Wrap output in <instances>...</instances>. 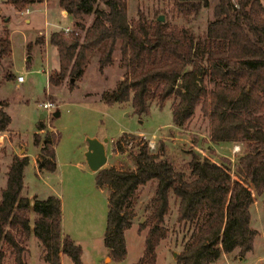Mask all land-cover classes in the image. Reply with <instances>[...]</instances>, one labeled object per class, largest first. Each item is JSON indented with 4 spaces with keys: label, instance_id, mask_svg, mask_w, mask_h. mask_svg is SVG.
<instances>
[{
    "label": "trees",
    "instance_id": "1",
    "mask_svg": "<svg viewBox=\"0 0 264 264\" xmlns=\"http://www.w3.org/2000/svg\"><path fill=\"white\" fill-rule=\"evenodd\" d=\"M17 9L40 0H2ZM73 18V28L52 31L49 42L56 46L58 68L48 74V83L59 86L68 78H81L99 51L98 70L113 64L120 49L125 74L116 87L102 92L106 103L130 101L142 116L151 102L162 106L174 98L172 121L183 125L200 104L209 118L210 138L246 142L239 157V178H233L220 163L194 155L189 177L158 149L144 143L135 154L134 169L113 166L97 170L96 183L108 184L104 245L109 255L121 260L127 253L125 231L132 225L138 190L155 182L153 208L139 228L147 227L141 256L134 264H157L156 248L167 236L165 216L170 194L177 198V220L194 223L177 255L178 264H212L222 253L239 248L251 250L256 229L251 227L252 186L264 191V5L261 0H216L213 18L202 32L189 27L168 26L157 18L146 24L143 17L130 19L127 0H58ZM103 4L104 6H102ZM209 0H176L178 9L198 13ZM92 16L87 23L86 16ZM39 36L36 42H43ZM31 45L28 46L30 51ZM12 53L10 30L0 34V62ZM5 77L13 79L7 69ZM7 103L0 101V133L11 121ZM43 128L42 120L38 130ZM40 141H43L40 144ZM39 146V167L56 168L55 147L48 135L34 133ZM27 154H14L0 196V264L7 250L15 264H26L23 240L33 232L45 247L50 264H61L60 254L82 264V247L62 230L61 201L49 194L33 201L22 194ZM29 209L36 214L30 225ZM263 264V263H260Z\"/></svg>",
    "mask_w": 264,
    "mask_h": 264
},
{
    "label": "rangeland",
    "instance_id": "2",
    "mask_svg": "<svg viewBox=\"0 0 264 264\" xmlns=\"http://www.w3.org/2000/svg\"><path fill=\"white\" fill-rule=\"evenodd\" d=\"M261 1L264 5V0ZM127 2L130 19L139 15L150 25L162 15L161 21L170 27L186 26L200 33L207 20L213 18L216 0H209V4L201 7L198 13L178 9L176 0ZM5 3L9 2L0 0V6L15 16L13 9L5 6ZM29 16L35 29L23 22V16L10 23L14 39L12 71L23 75L24 81L16 85L18 82L3 80L6 64L0 62V67H5L0 71V80H3L0 82V101L7 103L6 109L11 116L8 128L0 133V196L13 155L27 153L29 162L24 171L22 194L31 201L49 194L59 196L62 230L81 245L82 264H134L143 251L147 227L141 229L139 225L153 208L151 198L154 196L155 182H148L139 188L132 225L125 231L127 253L121 260L112 258L103 241L111 187L96 183L97 171L91 170L85 160L86 137L107 138V161L102 167L134 169L135 154L140 146L147 143L150 150L158 149L162 153L161 158L171 160L187 177L190 173L189 161L197 155L222 164L233 178H239L237 165L239 157L248 149L247 144L212 140L209 118L202 112L200 104L183 125H177L172 121L173 97L162 106L156 100L152 101L149 112L142 116L133 111L130 101L104 102L102 92L115 88L125 74V68L119 62L121 55L118 46L114 51L113 64L105 67L103 72L98 70V51L91 57L81 78H72L71 83L67 78L63 84L52 86L48 83L46 63L41 59L44 47L39 46V52L33 49L28 51L22 34L24 30L33 32L37 28L48 32L69 25L73 18L71 15L63 16L59 10L47 16L40 5H36ZM91 20V15L85 17L87 23ZM52 53L50 50V65L53 62ZM27 56H32L28 67ZM46 101L53 105L43 107L41 103ZM55 111H59L57 116H54ZM40 120L43 128L38 130ZM37 131L41 136L48 135L52 139L56 158L54 171L39 167V146L34 144V133ZM250 189L253 194L250 224L257 231L252 249L243 255L239 253V248L222 253L212 264H264V191L257 194L252 186ZM29 215L32 227L36 214L29 209ZM165 225L168 232L156 248L157 264H178L177 255L194 223L177 220V198L172 193ZM23 242L26 264H50L45 257V247L33 232ZM173 252L176 254L173 255ZM61 257L62 264H74L69 255L61 253ZM2 264H15L9 250Z\"/></svg>",
    "mask_w": 264,
    "mask_h": 264
},
{
    "label": "crops",
    "instance_id": "3",
    "mask_svg": "<svg viewBox=\"0 0 264 264\" xmlns=\"http://www.w3.org/2000/svg\"><path fill=\"white\" fill-rule=\"evenodd\" d=\"M36 5H40L43 6L44 12L45 14H47V16H49V13H56L57 10H59L60 14H62L63 16L69 15L67 12H65L58 3V0H40V1H35L32 4H30L27 8L24 9H17L15 8L11 3H5V6H9V8L13 9L14 15L9 14L6 12V10L4 8H2L0 6V28L2 29L4 26H7L10 30V39H11V46L13 48V43H14V39L12 36V30L10 27V23L11 21L14 22L15 18H20V16H23V22L28 24V27L30 28H34V25H32V18L29 16V14L31 13V10L34 9V7ZM40 9V8H39ZM48 22V21H47ZM53 23V22H52ZM51 23V24H52ZM73 26V20L69 25H65L63 27H59V28H55L52 30H48V32L45 29L42 28H37L36 30H33V32H29L27 30L23 31L22 34V39H23V43L24 45H26L27 49L28 46L31 45V49L36 50L37 52H39V46H43L44 47V56L41 58L42 60H44V62L46 63V67H45V71L47 72V79H48V74L50 72V70L58 68L59 66V57H58V51L56 46L52 45L49 42V35L52 31L58 30V29H63L68 27V28H72ZM29 28V29H30ZM28 29V30H29ZM35 29V28H34ZM36 33L42 34V35H37ZM1 34V33H0ZM39 36H43L44 37V41L43 42H36L37 37ZM30 49V50H31ZM50 50L53 52L52 53V59L53 62L50 65ZM13 53V50H12ZM12 53L9 57H6L5 59L1 60V62L6 64V69L5 67H0V71L1 70H11L12 71V67H13V60H12ZM32 56H27V61H26V66L28 67L29 65V60ZM14 73V78L13 79H8L6 77H4L3 80H13L16 83V85H19V83H22L24 81V79L22 81H18L17 80V75H21L20 73H15L14 71H12ZM3 80H0V82H2ZM27 154V153H24ZM61 264H62V257H61Z\"/></svg>",
    "mask_w": 264,
    "mask_h": 264
},
{
    "label": "water",
    "instance_id": "4",
    "mask_svg": "<svg viewBox=\"0 0 264 264\" xmlns=\"http://www.w3.org/2000/svg\"><path fill=\"white\" fill-rule=\"evenodd\" d=\"M159 20L163 19L162 15L158 16ZM59 111L54 112V116H57ZM43 117V115H41ZM87 148L85 150V160L89 168L93 171L99 170L107 161V153L105 143L107 138L100 139L97 136H87ZM176 253L173 252V255Z\"/></svg>",
    "mask_w": 264,
    "mask_h": 264
},
{
    "label": "built area",
    "instance_id": "5",
    "mask_svg": "<svg viewBox=\"0 0 264 264\" xmlns=\"http://www.w3.org/2000/svg\"><path fill=\"white\" fill-rule=\"evenodd\" d=\"M69 30H70V28H68V27L64 28V31L65 32H67ZM23 79H24L23 75H17V80L18 81H22ZM41 104H42L43 107H47V108L53 105V103L47 102V101L46 102H43Z\"/></svg>",
    "mask_w": 264,
    "mask_h": 264
}]
</instances>
